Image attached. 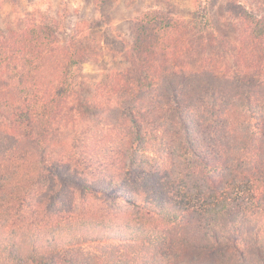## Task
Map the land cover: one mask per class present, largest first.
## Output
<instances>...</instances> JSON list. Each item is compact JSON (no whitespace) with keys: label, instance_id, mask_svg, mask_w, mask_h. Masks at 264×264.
I'll return each instance as SVG.
<instances>
[{"label":"trees","instance_id":"obj_1","mask_svg":"<svg viewBox=\"0 0 264 264\" xmlns=\"http://www.w3.org/2000/svg\"><path fill=\"white\" fill-rule=\"evenodd\" d=\"M226 10L138 14L92 82L84 27L0 32V264H264V0Z\"/></svg>","mask_w":264,"mask_h":264},{"label":"rangeland","instance_id":"obj_2","mask_svg":"<svg viewBox=\"0 0 264 264\" xmlns=\"http://www.w3.org/2000/svg\"><path fill=\"white\" fill-rule=\"evenodd\" d=\"M262 3L263 0H0V32L26 17L44 18L57 26L58 42L62 44L76 26L84 27V34L91 35L97 47L105 48L97 61L82 65V75L92 82L110 70L122 69L117 52L122 50L123 41L131 43L132 21L142 12L159 10L191 20L198 6L205 4L216 27L226 21L229 4L258 12Z\"/></svg>","mask_w":264,"mask_h":264}]
</instances>
